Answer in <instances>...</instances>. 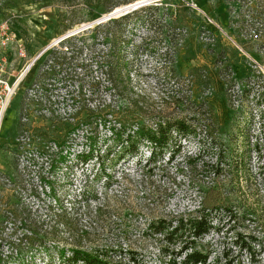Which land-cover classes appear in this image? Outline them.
I'll return each instance as SVG.
<instances>
[{
  "label": "rangeland",
  "instance_id": "374dc122",
  "mask_svg": "<svg viewBox=\"0 0 264 264\" xmlns=\"http://www.w3.org/2000/svg\"><path fill=\"white\" fill-rule=\"evenodd\" d=\"M149 1L142 6L161 4L159 10L141 13L144 21L128 19L124 52L131 80L124 94L131 100L145 94L150 107L197 126L196 134L175 136L153 155L150 145L138 154L118 152L122 145L99 111L118 100L107 45L81 50L77 42L66 51L60 43L104 15L89 11L92 20L65 31L58 2L0 6V17H15L25 60L42 52L0 114V264H59V250L82 238L88 248L133 251L144 264H187L192 249L152 233L149 221L195 215L203 179L210 180L203 163L216 157L221 143L242 151L256 139L263 155L252 149L254 174L241 190L224 187L231 211L213 214L214 228L195 244L209 255L207 264H264V48L253 30L236 22L230 27L225 0ZM182 2L190 13L174 21L169 12L179 13ZM76 12L74 19L81 15ZM22 64L19 59V70ZM75 123L79 128L65 133ZM43 128L64 132L63 147L43 143Z\"/></svg>",
  "mask_w": 264,
  "mask_h": 264
},
{
  "label": "trees",
  "instance_id": "16d2710c",
  "mask_svg": "<svg viewBox=\"0 0 264 264\" xmlns=\"http://www.w3.org/2000/svg\"><path fill=\"white\" fill-rule=\"evenodd\" d=\"M18 1L30 2H58L62 5L59 17L64 24L65 31L74 28L88 19V12L98 11V14L105 15L112 12L120 6L132 3L136 0H0V6L4 8L15 4ZM170 0H163L162 3H169ZM228 5L230 15V27L236 22L241 29H250L251 37L256 40L261 48H264V0H225ZM161 4L144 5L119 17L111 18L105 22L98 23L84 31L61 41V45L69 51L73 49L72 43H81L82 48H93L97 42L107 45L108 67L111 69L110 82L114 85L116 104L103 105L99 111L104 114L105 122L110 121L109 131L114 135V141L121 143L118 152L122 154L129 152L138 154L139 147L146 145L151 148V155L155 154V149L163 150L167 148L175 136L188 137L196 134L197 126L190 123L185 118H169L164 113L163 108L150 107L146 101L145 94H138V97L131 100L125 96L124 92L128 89L131 80V74L128 69V62L125 55V47L129 43L128 19L131 16H137V20H145L147 17L141 13L154 8L159 10ZM2 7V8H3ZM190 5L182 2L179 4V13H174L173 9L169 12L170 18L174 21H184L190 13ZM81 11V15L74 19L73 12ZM176 11V9H175ZM77 13V12H76ZM186 14V15H184ZM141 16V17H140ZM171 20V22H173ZM235 24V25H236ZM102 32L101 39L99 33ZM88 36V37H87ZM90 38V40H88ZM245 44V43H244ZM95 55L96 53L93 52ZM92 54V55H93ZM127 98L128 100H124ZM123 101L124 103L120 104ZM113 123V124H112ZM80 123L69 126L65 133L79 128ZM48 136L46 141H54L60 147L66 143L65 133L52 128L41 129ZM252 145V146H251ZM248 150H239L237 147L231 148L227 144H219L218 152L213 160L203 163L202 173L207 174L206 190L200 200V207L195 215L172 216L165 218L163 216L153 218L148 223V229L161 235L167 241H175L192 251L186 253L184 262L187 264H207L209 255L202 250L197 249L196 240L210 233L214 228L213 214L221 210L230 209V196L225 194L224 187L229 183L232 186V192L237 189H243V182L252 177V149L254 148L260 158L262 154V144L259 139L252 140ZM264 145V140H263ZM111 149V148H110ZM173 157V156H172ZM260 172L264 174V164L260 166ZM205 177V178H206ZM264 177V176H263ZM199 181V179H198ZM198 183V182H197ZM89 233L87 232L86 235ZM84 237V236H82ZM192 238V239H190ZM83 239L75 241L72 246L63 247L58 252L59 264H144L133 251L128 253L115 247L96 245L93 248L83 246ZM190 243V244H189ZM180 245V246H181ZM183 246L181 248H183ZM21 250L18 256L23 255ZM128 255L126 258L125 255ZM120 256V258H116ZM127 259V260H125Z\"/></svg>",
  "mask_w": 264,
  "mask_h": 264
},
{
  "label": "built area",
  "instance_id": "2783aa9c",
  "mask_svg": "<svg viewBox=\"0 0 264 264\" xmlns=\"http://www.w3.org/2000/svg\"><path fill=\"white\" fill-rule=\"evenodd\" d=\"M154 1V0H153ZM151 2V1H150ZM27 49L21 33L15 27L14 15L0 17V114L9 107L23 78L28 74L42 52L27 59ZM23 60L21 69L16 65ZM0 115V117H1Z\"/></svg>",
  "mask_w": 264,
  "mask_h": 264
},
{
  "label": "water",
  "instance_id": "95a60500",
  "mask_svg": "<svg viewBox=\"0 0 264 264\" xmlns=\"http://www.w3.org/2000/svg\"><path fill=\"white\" fill-rule=\"evenodd\" d=\"M148 2H150L149 0H145V1H143V2H138L137 3V5H135V4H131V5H129V6H121L120 7V9L119 10H117V11H113V12H110V13H108V14H105L103 17H101V18H99L98 20H97V22L98 23H101V22H103L104 20L106 21V20H109V19H111L112 18V16H114V15H117V14H119V13H123V11H125V13H123V14H126V13H128L129 12V8L130 7H133L134 9H136V8H138V7H140V6H142V4H144V3H148ZM135 6H138V7H135ZM119 8V7H118ZM116 10V9H115ZM128 10V11H127ZM123 14H121V15H123ZM105 16H107V17H105ZM86 25H84L83 27H85Z\"/></svg>",
  "mask_w": 264,
  "mask_h": 264
},
{
  "label": "bare ground",
  "instance_id": "6f19581e",
  "mask_svg": "<svg viewBox=\"0 0 264 264\" xmlns=\"http://www.w3.org/2000/svg\"><path fill=\"white\" fill-rule=\"evenodd\" d=\"M144 1V0H143ZM143 1H139V2H143ZM135 5H137V3L135 4ZM135 7H138V6H135ZM120 9V8H119ZM119 9H117V10H119ZM117 10H115V11H117ZM105 17H107V16H105ZM1 120V119H0Z\"/></svg>",
  "mask_w": 264,
  "mask_h": 264
}]
</instances>
